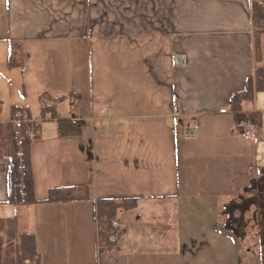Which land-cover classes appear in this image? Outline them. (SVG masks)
Listing matches in <instances>:
<instances>
[{"label": "crops", "instance_id": "obj_1", "mask_svg": "<svg viewBox=\"0 0 264 264\" xmlns=\"http://www.w3.org/2000/svg\"><path fill=\"white\" fill-rule=\"evenodd\" d=\"M253 1L0 0V58L13 47L40 94L72 91L86 114L71 119L89 122L72 136L84 163L44 186L86 199L15 210L0 159V219L35 236L39 264H230L224 203L264 172V92L243 108L258 115L252 136L228 104L255 68ZM193 154L209 185L191 181ZM120 198L137 204L106 233L96 202ZM147 208L164 213L141 223Z\"/></svg>", "mask_w": 264, "mask_h": 264}, {"label": "trees", "instance_id": "obj_2", "mask_svg": "<svg viewBox=\"0 0 264 264\" xmlns=\"http://www.w3.org/2000/svg\"><path fill=\"white\" fill-rule=\"evenodd\" d=\"M252 30L255 53V68L253 74L245 80L243 90L231 94L228 104L234 112L236 128L242 129V122L248 120L253 128L259 126L258 115L247 114L243 111L245 105L254 101V95L264 92V0L252 2ZM16 50L11 48L8 58L9 67L22 66L21 60L16 58ZM40 117L42 120H56L57 131L61 138L72 137L80 133L83 123L75 119L62 118L55 106L65 100V96L52 98L49 94H40ZM14 112L22 113L18 121L6 120L0 122V159L8 163V191L7 202L13 207H28L40 203H63L86 199V190L80 195L76 188L70 186L52 187L44 199L35 196L32 167V137L30 133L37 132L39 120H33L29 109L13 107ZM236 199L224 203L222 215L225 217L224 228L236 238H243L250 220L246 214L254 208L253 218L258 226L260 259L264 264V172L250 179ZM137 199H101L96 202L97 217L104 226V231L110 233L111 223L107 220L115 218L121 211L132 210ZM39 264V254L35 247V236L18 233L16 217L0 219V264Z\"/></svg>", "mask_w": 264, "mask_h": 264}, {"label": "rangeland", "instance_id": "obj_3", "mask_svg": "<svg viewBox=\"0 0 264 264\" xmlns=\"http://www.w3.org/2000/svg\"><path fill=\"white\" fill-rule=\"evenodd\" d=\"M6 54L7 53L3 52V55L0 58V120L6 121L11 119L10 117L17 113L14 112L12 114L13 107L24 106L28 107L34 119L37 118L39 120V130H37V134L32 132L31 135V155L33 157L32 162L34 167V175L37 179L36 196L37 198L45 197L47 195V191L44 186L50 185L51 183H61L60 181H62V178L66 176L65 173H67V170H70L73 164L82 165L84 163L85 153L79 143L76 142L75 138L77 137H59L56 120L47 121L39 119L41 109L39 100L40 97L38 96L41 93L40 91L43 89L38 87L37 83L33 81V73L30 69H28V67L24 68L22 65V67L14 66L10 68L9 64L7 63L8 60ZM83 83L87 85L86 82L83 81ZM61 92L62 94L64 93L66 97L65 100L59 102L60 105H57H59V109L65 117L71 119L73 116L77 118L80 115L83 116L86 114L80 109L81 102L76 96H74V94H72V91L66 90ZM81 95L83 100L88 99L86 87L83 88ZM71 114L73 116H71ZM245 123H249L251 132V130L254 129L252 124L248 120H246ZM88 125L89 122L86 121L83 125L84 128H82L84 133L89 131L87 130ZM244 128L245 127L242 125L243 131ZM41 134L44 135V139L47 138L48 142H39ZM75 135L78 136V134ZM249 136H252V134ZM187 137L192 136L188 135ZM180 140L181 145L186 143L183 141V138ZM187 140V143H191L190 139ZM181 160V162L184 161L183 158ZM190 160L192 161V168L190 169L192 174L191 181H195L199 185H201V183L207 185L209 182H207L206 171L200 169V165L202 164L203 160L198 159V157L194 154L190 156ZM183 165L184 162L182 166ZM182 171L184 172L185 168H183ZM83 179H86V176H83ZM224 192L225 191L222 193L224 194ZM230 193L234 195L236 192L231 190ZM207 194H209V192ZM13 208L17 210L16 207ZM253 211L254 208H251L246 214V218L250 220V223L247 226L248 228L246 229V234L243 238H236L235 236H232L233 234H231V232L226 229V231H228L226 232V234L228 233V239L230 237L232 239H229L226 247L230 264H263L260 259L259 238L257 236L258 226H256V221L253 218ZM162 213H164L163 210H156L155 214H153L152 212H149V209L147 208V211H144L142 214L141 223H145V221H152L154 220L151 218L152 216L156 218L159 215H162ZM112 220L118 221L115 218H111L107 221L112 225ZM133 220L136 219L134 218ZM219 220L220 219L217 221ZM214 222L216 223V220H214ZM212 251L213 253L211 257L215 256L216 254L214 247H212Z\"/></svg>", "mask_w": 264, "mask_h": 264}, {"label": "built area", "instance_id": "obj_4", "mask_svg": "<svg viewBox=\"0 0 264 264\" xmlns=\"http://www.w3.org/2000/svg\"><path fill=\"white\" fill-rule=\"evenodd\" d=\"M219 112H221V113H228L227 110H226L225 108L220 109ZM20 117H21L20 114H15V115L13 116V120H14V121H18V119H20ZM242 125H243V127H245V128H244V134H246V135H248V136L251 135V134H250V133H251V132H250V129H251V128H249V123H245V121H244ZM112 227H113L116 231H119L120 228H121L119 221H113V222H112Z\"/></svg>", "mask_w": 264, "mask_h": 264}]
</instances>
